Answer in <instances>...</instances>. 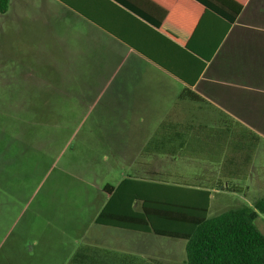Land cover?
<instances>
[{
	"label": "crops",
	"instance_id": "1",
	"mask_svg": "<svg viewBox=\"0 0 264 264\" xmlns=\"http://www.w3.org/2000/svg\"><path fill=\"white\" fill-rule=\"evenodd\" d=\"M207 1L9 0L7 11L0 12V76L4 68L20 73L30 66L26 63L54 69L53 76L42 78L43 99L56 101L55 107H44L45 113L60 116L61 122L81 117L78 131L93 117L87 131L103 133L93 137L108 142L112 164H129L135 171H122L95 187L89 222L66 227L71 242L65 261L79 250L101 264H130L132 256L145 260L126 249L127 232L156 235L125 228L126 217L142 206L141 200L132 204V183L122 185L108 207L111 216H122V226L96 219L112 197L111 186L127 177L170 184L159 181L167 171L159 165L192 162L196 157L189 149L196 133L206 132L200 146L207 149L210 165L221 158L219 141L207 132L224 128L227 120L258 134L264 147V0ZM239 4L242 9L230 23L228 15ZM21 43L42 54L19 63ZM207 172L211 181L222 179ZM134 187L147 194L146 184ZM227 187H202L210 192L209 209L213 191H230ZM188 188L183 195L194 194ZM104 230L114 235L106 238ZM24 240L21 264L37 255L35 245Z\"/></svg>",
	"mask_w": 264,
	"mask_h": 264
},
{
	"label": "rangeland",
	"instance_id": "2",
	"mask_svg": "<svg viewBox=\"0 0 264 264\" xmlns=\"http://www.w3.org/2000/svg\"><path fill=\"white\" fill-rule=\"evenodd\" d=\"M23 45L24 43L20 44L19 63L27 62L28 58L38 59L42 54L35 51L29 52ZM25 65L30 66L21 68L20 73L15 71L16 69H2L5 74L0 76V125L3 117L7 118L5 115L27 107L31 101L41 103L42 108L43 104L44 107L48 104L50 107L56 106L54 100H40L41 98L32 100L34 96H37L33 88H40L43 92L44 76L45 74L53 76L54 69L46 70L42 67L32 69L30 63ZM31 78L33 83L35 80L38 84H29L28 79L31 81ZM43 94L45 95L44 92ZM50 117L51 119H48L51 122L50 125H56L59 128L56 126L53 130L50 128V133L43 134L41 140L34 141L28 146V151H31L33 147L41 149L38 154L29 155L27 162L34 164V167L29 165L28 169H22V172H19L17 178L13 180L0 175L2 185H6L0 188V264L24 262L21 257L24 239L37 248V255L34 252L33 260H28V263L68 264L70 260L65 261L64 256L65 249L70 247L68 243L71 242V235L67 234L66 227L74 222L85 224L89 222L95 187L112 181L122 171L135 174L129 164H112L113 158L108 154V142L107 144L106 141L97 142L93 137L103 133L87 131L93 117L89 118L83 128L80 127V131L77 128L80 126L81 117H66L67 121L63 122L60 116L52 114ZM62 123L65 126H59ZM225 127L229 128L224 136V140L227 138L225 142L227 148L219 149L222 155H217L221 158L220 163L211 165L205 163L207 149L194 145L195 147L189 149L196 157L192 162L159 165L167 170L159 174L161 182L199 187L218 186V184L237 186L236 191H213L208 211L209 217L243 205L252 206L254 200L264 197L262 140L255 142L253 162L251 165H246L240 172L239 175L242 177L238 180L226 178L224 168L233 150L230 148L231 142L236 138L239 140L241 134L247 143L251 138L228 120L225 122ZM246 168H248L247 171ZM207 170L222 179L211 181ZM221 170L225 173L221 174ZM217 172L220 173L215 174ZM257 224L264 230V215L257 219ZM113 233V230L111 232L104 230L101 234L107 238L113 236ZM127 233L129 235L126 237H130L131 242L130 244L126 242L128 244L126 249L133 252V255H141L145 257V261L157 262L156 264H185L186 240L153 234ZM90 235H94L93 229ZM37 242L39 244L36 246ZM113 245L115 243L112 242L111 247ZM80 246L82 244H79Z\"/></svg>",
	"mask_w": 264,
	"mask_h": 264
},
{
	"label": "trees",
	"instance_id": "3",
	"mask_svg": "<svg viewBox=\"0 0 264 264\" xmlns=\"http://www.w3.org/2000/svg\"><path fill=\"white\" fill-rule=\"evenodd\" d=\"M203 2L208 4L209 1L203 0ZM8 4L9 0H0L1 13L7 11ZM241 9L242 4H239L238 8L231 15H228L230 23L235 22ZM34 92L37 96L33 97L32 100L40 98V100H44L43 92L37 88ZM43 111L45 112L44 104L42 108L41 103L31 101L27 107L19 108L17 111L5 115L7 118L3 117L0 125V157L3 159L0 158V175L3 178L16 179L22 169H28L29 165L34 167V164L27 162L29 155L31 153L38 154L41 149L33 147L31 151H28V146L34 141L41 140L43 134L50 133L48 125L51 122L48 119H51V115L43 113ZM228 121L240 131L246 132L251 140L248 143L245 142L244 136L242 137L241 134L239 140L236 138L231 142L230 148L233 150L230 153V158L225 162L226 173L223 170L220 172L221 174L225 173L226 178H241L240 172L245 169L246 165H251L253 162L252 157L256 149L255 142L259 141L260 137L247 128H241L239 123ZM228 129L227 127L213 128L207 132L219 141L217 155L222 156L219 149L227 148L225 144L227 138L224 140V136ZM204 134L206 132L196 133V146L202 147L200 145L204 143V139H201V136ZM235 161H238L239 164ZM129 182L133 184L131 188L132 204L136 200H141L142 206L141 211H133L129 218L126 217L127 225L125 228L185 239V264H264V230L257 224V219L264 215V197L258 199L253 206L243 205L209 217L210 192L202 189V187L188 188L179 184H161L127 177L116 188L111 186L113 188L111 189L112 197L97 217L96 222L122 226V216H111L108 207L112 199L118 196L117 193L121 192L122 185L124 187ZM134 183L146 184L148 186L147 194L140 195L136 192ZM3 185L0 181V188ZM154 186L158 187L157 190L152 188ZM227 186L230 191L238 189L237 186ZM159 187H162L163 190H159ZM184 188H188V191H192L194 194L183 195ZM104 189H108V185H105ZM68 264L101 263L94 260L90 252L79 250ZM130 264L153 263L132 256Z\"/></svg>",
	"mask_w": 264,
	"mask_h": 264
}]
</instances>
